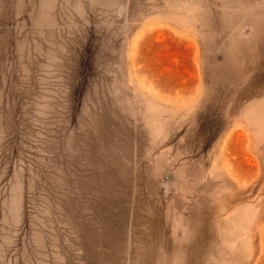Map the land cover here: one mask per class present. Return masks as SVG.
I'll use <instances>...</instances> for the list:
<instances>
[{"label":"rangeland","instance_id":"374dc122","mask_svg":"<svg viewBox=\"0 0 264 264\" xmlns=\"http://www.w3.org/2000/svg\"><path fill=\"white\" fill-rule=\"evenodd\" d=\"M0 264H264V0H0Z\"/></svg>","mask_w":264,"mask_h":264}]
</instances>
